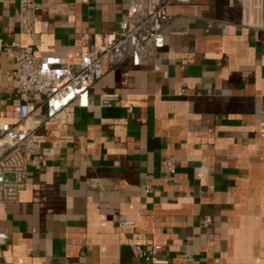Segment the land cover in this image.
I'll list each match as a JSON object with an SVG mask.
<instances>
[{
    "label": "crops",
    "instance_id": "crops-1",
    "mask_svg": "<svg viewBox=\"0 0 264 264\" xmlns=\"http://www.w3.org/2000/svg\"><path fill=\"white\" fill-rule=\"evenodd\" d=\"M40 1L28 33L19 0H0V136L22 102L21 46L77 65L131 0ZM168 15L157 54L105 64L88 104L73 101L63 144L41 143L40 167L0 201V264H153L138 251L153 245L165 264H264V0ZM104 93L121 104L101 106Z\"/></svg>",
    "mask_w": 264,
    "mask_h": 264
},
{
    "label": "built area",
    "instance_id": "built-area-1",
    "mask_svg": "<svg viewBox=\"0 0 264 264\" xmlns=\"http://www.w3.org/2000/svg\"><path fill=\"white\" fill-rule=\"evenodd\" d=\"M194 1L131 0L119 30L95 35L93 45L82 49L77 65L58 63L51 57L38 59L31 46H21L14 81L22 102L14 109L16 121L6 123L0 136V201L18 198L27 185L29 167H40L44 159V154L38 153L41 143L48 141L53 147L63 144L65 138L61 132L70 124L73 101L88 104L89 91L103 76L105 64L115 67L130 59L138 65L156 55L165 43L169 6ZM45 8L40 0H19L21 30L33 32ZM224 24L229 28L232 23ZM31 94L38 95V99L31 100ZM119 104L117 93L100 96L101 106ZM41 127L45 133L38 131ZM166 166L171 169L172 160ZM3 236L0 232V238ZM163 250L162 245L138 248L139 254L153 264L167 263L159 258Z\"/></svg>",
    "mask_w": 264,
    "mask_h": 264
}]
</instances>
